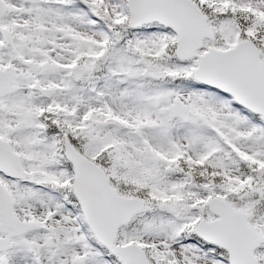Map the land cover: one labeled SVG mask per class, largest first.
<instances>
[{
  "label": "snow or ice",
  "instance_id": "1",
  "mask_svg": "<svg viewBox=\"0 0 264 264\" xmlns=\"http://www.w3.org/2000/svg\"><path fill=\"white\" fill-rule=\"evenodd\" d=\"M0 264H264V0H0Z\"/></svg>",
  "mask_w": 264,
  "mask_h": 264
}]
</instances>
